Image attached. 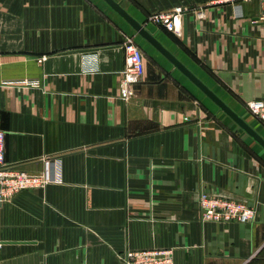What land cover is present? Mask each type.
I'll return each instance as SVG.
<instances>
[{
	"label": "crops",
	"instance_id": "obj_1",
	"mask_svg": "<svg viewBox=\"0 0 264 264\" xmlns=\"http://www.w3.org/2000/svg\"><path fill=\"white\" fill-rule=\"evenodd\" d=\"M115 1L264 139L247 106L264 100L260 0ZM177 8L179 33L148 21ZM129 37L146 70L124 101ZM0 130L13 170L61 168L0 205V264L170 249L175 264H264V148L104 0H0ZM202 192L257 205L255 220L203 222Z\"/></svg>",
	"mask_w": 264,
	"mask_h": 264
},
{
	"label": "built area",
	"instance_id": "obj_2",
	"mask_svg": "<svg viewBox=\"0 0 264 264\" xmlns=\"http://www.w3.org/2000/svg\"><path fill=\"white\" fill-rule=\"evenodd\" d=\"M260 1L264 6V0ZM184 13L185 9L183 8L154 13L149 16L148 21L169 32L179 33ZM198 16L202 17L203 12L199 11ZM260 20L264 21V14ZM123 50L126 66L120 83V97L124 101H128L136 96L135 87L145 75L146 60L142 49L133 37L126 39ZM43 59L45 58H42L40 62ZM247 106L250 114L264 123V100L250 101ZM42 162L43 170L37 175L13 170L6 163V133L0 130V205L11 201L16 194L22 191L46 190L51 184L61 182L58 158L44 157ZM199 207L203 222L247 224L255 220L257 215V205L253 206L246 202L212 196L206 192L199 194ZM121 260L123 264H175L172 249L128 251Z\"/></svg>",
	"mask_w": 264,
	"mask_h": 264
},
{
	"label": "water",
	"instance_id": "obj_3",
	"mask_svg": "<svg viewBox=\"0 0 264 264\" xmlns=\"http://www.w3.org/2000/svg\"><path fill=\"white\" fill-rule=\"evenodd\" d=\"M118 15H120L144 40L151 44L171 63L181 71L198 89H200L215 105H217L226 115H228L240 128L247 132L264 148V139L255 132L249 124L238 114H236L226 103H224L215 93H213L201 80H199L190 70L180 63L165 47L153 36L144 25L135 20L122 6L115 0H104Z\"/></svg>",
	"mask_w": 264,
	"mask_h": 264
}]
</instances>
